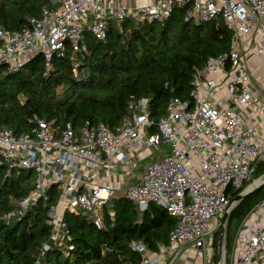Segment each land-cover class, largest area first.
Returning <instances> with one entry per match:
<instances>
[{"label": "built area", "instance_id": "1", "mask_svg": "<svg viewBox=\"0 0 264 264\" xmlns=\"http://www.w3.org/2000/svg\"><path fill=\"white\" fill-rule=\"evenodd\" d=\"M176 4L188 7L187 20L220 16L230 31L227 51L194 66L189 99L172 96L157 121L148 99L141 98L129 103L115 126L87 120L77 128L37 118L28 130L0 129L6 174L34 173L29 193L16 198L2 219L18 221L40 202L47 205L49 233L36 264L54 246L71 255L66 211L82 212L103 228L105 213L115 220L109 206L119 193L141 210L155 202L177 218L161 251L131 242L141 254L139 264H217L214 238L222 214L235 206L231 192L264 179V173L254 177L264 159V0H153L136 6L49 0L22 30L0 27V68L15 72L42 52L47 72L54 54L85 48L87 31L106 41L112 20L164 23ZM155 148L162 155L149 161L139 180L133 170ZM224 247L219 264H264V197L241 222L228 259Z\"/></svg>", "mask_w": 264, "mask_h": 264}, {"label": "trees", "instance_id": "2", "mask_svg": "<svg viewBox=\"0 0 264 264\" xmlns=\"http://www.w3.org/2000/svg\"><path fill=\"white\" fill-rule=\"evenodd\" d=\"M47 4L49 0H0V27L22 30ZM187 9L176 4L164 23L112 20L106 41L87 31L85 48L73 51L68 47L63 56L54 54L47 72L42 52L15 72L0 68V129L28 130L37 118L70 121L77 128L87 120L115 126L128 114L129 103L141 98L148 99L152 118L159 120L172 96L190 98L194 66L229 49L230 31L223 21L194 23L181 14ZM256 172L264 173V159ZM33 180L31 170L7 175L0 164V218L14 207L16 198L29 193ZM241 190L231 192V198ZM251 194L234 206L226 221L227 259L236 234L232 233L234 225L239 227L261 199L251 202ZM109 208L115 220L105 213V227L100 229L82 212L66 211L74 243L71 255L54 246L42 264H139L141 254L131 247L132 241L142 240L153 251L169 243L177 218L161 205L149 202L141 210L138 203L119 193ZM46 218L47 205L40 202L8 235V223L0 224V264H36L38 249L48 238ZM218 235L219 230L214 238L215 261Z\"/></svg>", "mask_w": 264, "mask_h": 264}, {"label": "water", "instance_id": "3", "mask_svg": "<svg viewBox=\"0 0 264 264\" xmlns=\"http://www.w3.org/2000/svg\"><path fill=\"white\" fill-rule=\"evenodd\" d=\"M264 187V179L261 180L260 183L255 184L252 188H247L245 189L243 192L238 193V195L235 197V205L242 200L246 195L252 193V192H256L259 191L260 189H262ZM229 216V212L225 211L222 216H221V221H220V229H219V235H218V248H217V260L218 263H220L224 251H225V243H224V237H225V224L226 221L228 219ZM4 220L2 218H0V224H3ZM17 225V221H10L8 223V228L6 229V235H8L11 230Z\"/></svg>", "mask_w": 264, "mask_h": 264}, {"label": "rangeland", "instance_id": "4", "mask_svg": "<svg viewBox=\"0 0 264 264\" xmlns=\"http://www.w3.org/2000/svg\"><path fill=\"white\" fill-rule=\"evenodd\" d=\"M181 14L184 16V18L187 17V13H184V12H183V13H181ZM217 21H222V19H221L220 16L217 17ZM193 22L196 23V21H194V20H193ZM164 145H165V144H164ZM152 149H153V148H152ZM155 149H157V148H155ZM160 155H162V153H161L160 150L157 149L156 151H154V152L151 154L150 157H145V158L139 160V161L137 162L136 167H135V169H134L133 171H134L136 174H138V173L143 174V172H144V170H145L147 164L149 163V161L152 160V159H154V158H156V157H159ZM260 175H261V174H258V175H257V172H256L255 175H254V177L257 178V177H259ZM137 180H138V178H137ZM263 197H264V187H263L262 189H260L259 191L252 192V194H251L250 197H249V200H250L251 202H254V201H256V200H258V199H260V198H263ZM238 229H239V227H238L237 225H234V228H233V232H232V233L237 232Z\"/></svg>", "mask_w": 264, "mask_h": 264}, {"label": "crops", "instance_id": "5", "mask_svg": "<svg viewBox=\"0 0 264 264\" xmlns=\"http://www.w3.org/2000/svg\"><path fill=\"white\" fill-rule=\"evenodd\" d=\"M105 1L108 2V3L109 2H112L115 5L136 6L138 4H147V3H150L153 0H105ZM143 154H145V153H143ZM141 176H142V174L139 173V180H140ZM111 177L112 176H109V178H111ZM166 245H168V244H166ZM166 245H160V249L158 251H161L162 249H164L166 247Z\"/></svg>", "mask_w": 264, "mask_h": 264}, {"label": "bare ground", "instance_id": "6", "mask_svg": "<svg viewBox=\"0 0 264 264\" xmlns=\"http://www.w3.org/2000/svg\"><path fill=\"white\" fill-rule=\"evenodd\" d=\"M260 182H261V179H257L255 183L258 184V183H260ZM252 187H253V186H250L249 188H252Z\"/></svg>", "mask_w": 264, "mask_h": 264}]
</instances>
